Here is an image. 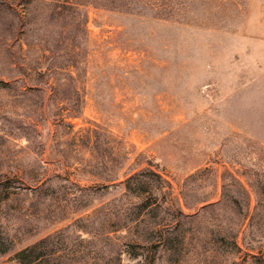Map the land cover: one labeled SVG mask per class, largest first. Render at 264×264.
Here are the masks:
<instances>
[{
  "label": "rangeland",
  "instance_id": "obj_1",
  "mask_svg": "<svg viewBox=\"0 0 264 264\" xmlns=\"http://www.w3.org/2000/svg\"><path fill=\"white\" fill-rule=\"evenodd\" d=\"M46 237L264 264V0H0V264Z\"/></svg>",
  "mask_w": 264,
  "mask_h": 264
},
{
  "label": "trees",
  "instance_id": "obj_2",
  "mask_svg": "<svg viewBox=\"0 0 264 264\" xmlns=\"http://www.w3.org/2000/svg\"><path fill=\"white\" fill-rule=\"evenodd\" d=\"M50 237H46L44 239H41L40 241L32 244L31 246H28L24 249H22L21 251L18 252L17 256H18V262L20 264H29L30 261H27L29 256L31 254H33L35 251L39 252L40 248H44L43 246H45V243H47V241H49ZM50 257V255H48V253H44L39 252L36 256H35V260H41L42 262H47L48 258ZM34 260V259H33Z\"/></svg>",
  "mask_w": 264,
  "mask_h": 264
}]
</instances>
